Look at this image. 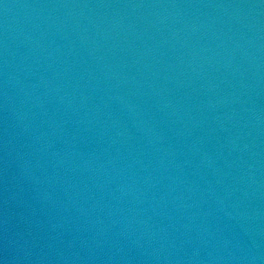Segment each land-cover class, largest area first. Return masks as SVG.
Segmentation results:
<instances>
[{"label": "water", "instance_id": "obj_1", "mask_svg": "<svg viewBox=\"0 0 264 264\" xmlns=\"http://www.w3.org/2000/svg\"><path fill=\"white\" fill-rule=\"evenodd\" d=\"M0 264H264V0H0Z\"/></svg>", "mask_w": 264, "mask_h": 264}]
</instances>
